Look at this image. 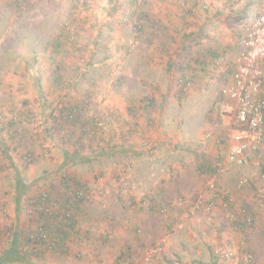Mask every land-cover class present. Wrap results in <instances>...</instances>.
<instances>
[{"label":"rangeland","instance_id":"obj_1","mask_svg":"<svg viewBox=\"0 0 264 264\" xmlns=\"http://www.w3.org/2000/svg\"><path fill=\"white\" fill-rule=\"evenodd\" d=\"M176 1L0 0V264H115L122 256L140 264H235L222 256L238 252L245 235L264 261L258 152L250 151L243 165L198 173L199 162L227 153L226 146L209 145L235 122L234 101L222 94L244 28L264 11V1ZM166 9L169 20L159 18ZM62 30L65 48L57 51L53 40ZM154 46L164 47L163 56L152 53ZM209 48L220 50V64L212 65ZM155 65L161 72L148 69ZM183 66L194 77L187 92L177 83ZM64 107L77 108L76 121L64 118ZM69 151L77 157L65 166ZM27 153L34 161L24 160ZM259 153L264 161V144ZM169 157L178 159L176 168ZM63 170L88 186V211L77 216L61 252L25 256L13 244L15 226L36 222L34 200L44 189L65 194ZM185 175L199 186L169 193L167 178ZM242 176L250 187L238 189ZM211 180L234 190L249 210L254 224L247 233L235 231L221 208L191 210L209 197Z\"/></svg>","mask_w":264,"mask_h":264},{"label":"built area","instance_id":"obj_2","mask_svg":"<svg viewBox=\"0 0 264 264\" xmlns=\"http://www.w3.org/2000/svg\"><path fill=\"white\" fill-rule=\"evenodd\" d=\"M239 45L240 52L235 58L231 83L222 94L234 101L235 122L233 127L217 140L221 149L224 146L228 149L224 158H222L224 156L222 151L218 153L213 166L214 170L222 172L225 163L243 165L250 151L258 152L255 164L260 168L259 178L264 180V161L259 153L260 147L264 144V11L253 23L244 28ZM220 63V60L216 61V65ZM193 82L194 77L190 69L183 70L177 80L183 92H187ZM251 183L252 180L249 177L242 176L237 187L238 189L247 188L251 186ZM210 185L211 194L208 198L189 203L193 212L203 210L211 213L221 208L225 220L235 231L241 229L242 222L247 224L253 222V216L249 210L241 207L234 190L219 188L214 180H211ZM69 193L72 198H75L73 191ZM242 244L245 251L239 254L229 249L224 252L222 258L229 259L232 256L235 264H264L254 251L248 249L244 241ZM119 264L140 263L127 260Z\"/></svg>","mask_w":264,"mask_h":264},{"label":"trees","instance_id":"obj_3","mask_svg":"<svg viewBox=\"0 0 264 264\" xmlns=\"http://www.w3.org/2000/svg\"><path fill=\"white\" fill-rule=\"evenodd\" d=\"M65 30H62L60 33L61 38H56L53 40V46L57 51H63L65 48V44L63 42V37L65 36ZM69 34V33H68ZM217 59H215L216 64ZM214 65V64H212ZM182 72L185 69H189L188 67L183 66L181 68ZM58 80L60 77H57ZM76 110L69 111L67 107L61 109L64 113V118L70 121H76ZM14 132L9 133L10 136L16 137ZM3 148L5 153L8 152V147L3 143ZM80 151V150H78ZM24 160L26 159L28 162L34 161L35 157L31 153H27L24 156ZM65 166L72 162L74 158L77 157V154L74 155L72 152H66L65 155ZM67 159V160H66ZM205 164L203 168H207L208 165ZM204 168V170H205ZM204 173V171H203ZM60 185L65 186L64 193L58 196L50 194V189H44L45 191L40 193V197H35L34 202L39 205L40 210L38 211L35 221L29 222L28 226L18 225L15 226V231L17 233V238L13 242L16 249L20 248L23 251L25 256H39L43 257L46 253L52 252H61L64 249V246L70 240L72 234L76 231L77 225V216L82 213H87L88 208L86 204V196L88 193V186L83 184L80 180L81 177L78 174L69 175L66 171L60 172ZM72 181V182H70ZM46 184L45 186H48ZM44 186V187H45ZM49 186H53L50 184ZM26 186H22L20 188L24 189ZM25 190V189H24ZM73 191L75 198H72L69 192ZM22 192V190H21ZM50 194V195H49ZM48 195V196H47ZM33 197V199H34ZM33 202V203H34ZM134 203V200L132 201ZM138 206V205H137ZM141 206V205H140ZM243 220V219H241ZM254 224H247L245 222L241 223L240 233H247L248 228ZM18 231V232H17ZM3 228L0 226V237H2ZM246 235L242 237V239L238 240V252L239 254L245 251V248L242 244L244 240H246ZM248 249L252 250L248 247ZM253 251V250H252ZM236 258V257H235ZM127 259L125 256L117 258V262L115 264H119L120 262H126ZM135 261V260H132Z\"/></svg>","mask_w":264,"mask_h":264},{"label":"crops","instance_id":"obj_4","mask_svg":"<svg viewBox=\"0 0 264 264\" xmlns=\"http://www.w3.org/2000/svg\"><path fill=\"white\" fill-rule=\"evenodd\" d=\"M156 2L157 3H154V0H152V3L154 4V5H157V4H160L161 6H167V5H171V4H179V3H181V2H179V1H176V0H156ZM196 3V0H194V4ZM185 14V13H184ZM170 16H171V14L168 12V10L166 9L165 10V12H164V14H160L159 15V18L161 17V18H167V20H169L170 19ZM164 48V47H163ZM163 48L161 47V48H158V46H154L153 48H152V53L155 55H157V57H160V56H163L162 54H164L165 52H161V51H163ZM239 52H240V49H239ZM239 52H238V54H239ZM207 53H208V55L210 54V55H212L213 56V59H217L218 60V57L220 56V50L217 52L216 51V49H211V48H209V49H207ZM238 54H237V56H238ZM221 61V60H220ZM233 62V68H234V62H235V59L234 60H232ZM201 65H203V67H206V63L205 64H201ZM214 65H216V64H214ZM218 65V64H217ZM161 68H163V66H161V65H155V66H153V67H148V69H150V70H153V71H158V73L159 72H161ZM154 75H155V73H153ZM158 75V74H157ZM232 75H233V73H232ZM148 75H147V72L145 73V75H144V78H146ZM204 80H208V79H210V78H207V77H202ZM154 79V78H153ZM156 80H158V79H156ZM231 80H232V76H231ZM160 81V80H159ZM161 83H162V81H160ZM231 83V82H230ZM172 93V92H171ZM223 96V95H222ZM224 97V96H223ZM164 115H165V112L163 111V113H162V117H164ZM166 117V116H165ZM224 125H226V122H224ZM167 134L168 135H170V131H168L167 132ZM222 137V136H221ZM168 139V138H167ZM157 140H158V137H157ZM156 140V141H157ZM210 142V141H209ZM212 142V141H211ZM160 144H161V142H159V141H157L156 142V146L158 147V146H160ZM213 144H215V148H221V146H220V143H218L217 142V140L215 141V142H213V143H211L210 145H209V147L211 148V149H213ZM167 145V144H166ZM143 148H140V151L142 150ZM126 150V149H125ZM128 150V149H127ZM144 150V149H143ZM139 151V150H138ZM139 153H141V152H139ZM168 156H169V154H168ZM167 156V157H168ZM164 159V158H163ZM168 162H170L171 164H172V166L173 167H175L176 168V164L179 162L178 161V159H176L175 160V162H174V160L172 159V157L170 158L169 157V160H168ZM214 160L212 161V159L210 160V158L208 159V157L205 159V160H202L201 162H199V167L201 168V167H203L205 164H207L208 165V167L207 168H205V170H203L204 171V174H206V173H211V174H213L214 173V171L215 170H213L214 169V166H213V164H214ZM182 164H183V162H181ZM206 165V166H207ZM193 165H191V166H189V167H185V169H181V171L182 172H188V170L190 169V167H192ZM211 167V168H210ZM203 171H200V170H198V173L200 174V175H202L203 176ZM167 178V176H165V179ZM170 179V178H169ZM168 178H167V180H166V182H165V184L167 183V185H165V187H167L168 189H169V193H171V192H173L174 191V189L176 188V186H179V187H183L184 186V188H185V186H188V185H192V186H189V187H193L194 185H195V187L197 188L198 186H199V182H197V181H195V178H194V176H192V175H190V177H189V175H185V177H181V178H178L177 177V180H176V178H174L172 181L171 180H169ZM189 187H188V189H189ZM122 196V195H121ZM130 196H132V195H130ZM133 197V196H132ZM138 207H140V205H138Z\"/></svg>","mask_w":264,"mask_h":264}]
</instances>
